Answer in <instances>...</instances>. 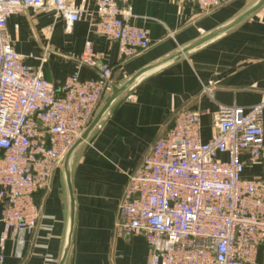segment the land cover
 <instances>
[{
	"label": "built area",
	"instance_id": "1",
	"mask_svg": "<svg viewBox=\"0 0 264 264\" xmlns=\"http://www.w3.org/2000/svg\"><path fill=\"white\" fill-rule=\"evenodd\" d=\"M0 0V264L9 232L32 230L40 217L34 200L47 190L70 146L90 123L111 81V68L92 44L80 61L93 79L67 76L56 89L41 67L24 63L6 33L23 10L53 12L66 29L86 19L89 29L118 45L121 60L151 45L148 31L131 24L129 0ZM208 13L229 0H170ZM200 113L181 107L127 173L118 202L120 231L142 236L145 264H264V180L244 178L257 164L264 175V91L249 107L219 105L216 129L200 136ZM19 248L23 243L18 240Z\"/></svg>",
	"mask_w": 264,
	"mask_h": 264
},
{
	"label": "crops",
	"instance_id": "2",
	"mask_svg": "<svg viewBox=\"0 0 264 264\" xmlns=\"http://www.w3.org/2000/svg\"><path fill=\"white\" fill-rule=\"evenodd\" d=\"M90 3L89 0H74ZM253 0H229L201 13L194 5L177 7L170 0H129L131 24L148 31L151 45L121 60L118 45L89 29L86 19L66 29L62 18L45 10L11 15L6 33L15 51L31 68L59 89L68 75L99 76L80 61L85 43L111 68L120 83L138 69L226 22ZM264 91V6L220 39L149 76L120 100L102 127L78 154L72 168L75 200L73 238L67 264H145L149 248L142 236L125 235L119 227L118 202L149 147L181 108L200 113V136L207 141L216 129L219 105L249 107ZM244 178L261 177L257 164ZM40 207L36 226L25 233L9 232L2 264H57L65 226V199L57 168L47 190L34 195ZM2 227L0 226V235ZM23 240L19 248V239ZM1 254V253H0ZM264 262V248L258 249Z\"/></svg>",
	"mask_w": 264,
	"mask_h": 264
},
{
	"label": "water",
	"instance_id": "3",
	"mask_svg": "<svg viewBox=\"0 0 264 264\" xmlns=\"http://www.w3.org/2000/svg\"><path fill=\"white\" fill-rule=\"evenodd\" d=\"M263 6L264 0H253L248 6L221 25L148 63L120 83L115 84L111 82L109 84V89L102 99L90 123L70 146L58 165L62 179L66 212L62 245L57 264H67L72 244L75 222V200L72 194L71 179L74 162L83 147L108 119L117 103L149 76L179 62L183 57L188 56L220 39L229 31L233 30L255 14Z\"/></svg>",
	"mask_w": 264,
	"mask_h": 264
}]
</instances>
